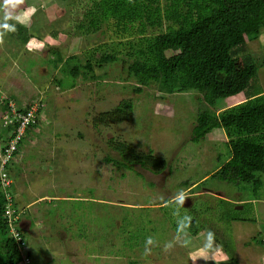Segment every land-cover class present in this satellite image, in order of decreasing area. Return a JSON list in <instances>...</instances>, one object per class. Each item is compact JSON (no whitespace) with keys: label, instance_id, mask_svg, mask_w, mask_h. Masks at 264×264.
I'll return each instance as SVG.
<instances>
[{"label":"rangeland","instance_id":"1","mask_svg":"<svg viewBox=\"0 0 264 264\" xmlns=\"http://www.w3.org/2000/svg\"><path fill=\"white\" fill-rule=\"evenodd\" d=\"M7 2L9 6L24 3L10 17L37 36L24 44L17 40L11 33L14 28L4 26L3 8L8 6L2 5L0 97L12 99L19 107L36 100L44 104L35 136L29 137L28 153L20 159L21 149L10 166L17 198L40 204L33 208L38 225H32L40 233L23 231L31 254L29 264H264V245L258 241L264 229V186L258 199L237 204L234 194L239 191L224 182L210 179L203 190L202 186L193 188L192 183L181 185L193 174L210 175L229 156L222 130H215L211 140L188 143L193 124L182 117L188 112L186 106L193 111L200 104L195 95L145 88L136 93L134 81H124V74L117 76L122 67L118 63L117 71L110 68V75L101 80L79 77L77 85L67 90L54 83V77L62 76L61 64L50 67L48 77L38 70L51 48L59 49L64 57L136 34L110 28L83 40L73 38L74 26L68 25L75 12L72 5L60 0ZM54 30L61 31L59 36L51 35ZM248 47L255 62L264 61V28ZM96 73H102L101 69ZM253 83L264 90V66L257 70ZM242 95L220 103L236 104ZM122 99L133 102L128 121L93 125L99 113ZM2 111L0 101V118ZM33 130L34 126L29 129ZM109 138L129 142L138 151L150 150L164 158L168 167L152 174L138 165L129 170L107 162ZM184 151L193 153L189 156ZM30 157L33 166L25 165ZM211 184L216 187L208 188ZM230 216L244 221L230 222ZM200 225L203 232L192 235Z\"/></svg>","mask_w":264,"mask_h":264},{"label":"trees","instance_id":"2","mask_svg":"<svg viewBox=\"0 0 264 264\" xmlns=\"http://www.w3.org/2000/svg\"><path fill=\"white\" fill-rule=\"evenodd\" d=\"M60 1L75 9L68 24L74 26L73 38L83 40L110 28L116 33L134 32L136 36L118 40L116 44H99L79 53L74 50L64 57L59 49L51 48L39 63L40 74L48 77L52 72L50 67L55 69L61 64L62 76L54 77V83L61 90H67L77 85L79 77L82 81L101 80L110 75V68L117 71L118 63L122 67L117 76L124 74V81H134L136 93L144 88L169 95L191 92L200 104L193 111L186 106L188 112L182 117L193 124L188 143L211 140L215 130H222L229 156L224 157L210 175L193 174L182 180L181 185L189 187L192 183L193 188L202 186L203 190L206 189L204 183L213 179L235 187L239 191L234 194L236 201L258 199L259 190L264 186V90L257 88L253 80L264 61H254L248 42L259 38L264 28V0H78L77 4L75 0ZM6 2L3 3L8 6L3 8L7 16L4 26L11 25L14 28L11 33L22 44L36 37L37 33H32L29 26L14 22L10 17L15 9L24 7V3L9 6ZM0 4L1 8L3 4ZM60 33L54 30L51 35L56 37ZM97 68L102 73H96ZM239 93H243L242 100L236 104L220 103ZM132 110L133 102L122 99L111 109L99 113L93 125L128 121ZM37 126L34 125V130ZM29 132L28 129L26 134ZM24 140L20 147H24ZM107 146L110 154L114 152L116 156L107 154L105 161L116 166L131 170L138 165L152 174H160L168 167L164 158L150 150L138 151L129 142L109 138ZM211 187L216 186L208 185ZM250 195L253 198H249ZM4 202V192L0 191V263L22 264L19 246L7 231ZM242 219L228 218L230 222L244 221ZM203 229L200 225L199 229L191 231L192 235H198ZM19 232L24 239L23 231L19 229ZM258 236L259 243L264 245L261 239L264 229ZM227 253L235 262L230 250Z\"/></svg>","mask_w":264,"mask_h":264},{"label":"built area","instance_id":"3","mask_svg":"<svg viewBox=\"0 0 264 264\" xmlns=\"http://www.w3.org/2000/svg\"><path fill=\"white\" fill-rule=\"evenodd\" d=\"M38 107L39 103L35 102L28 107L19 109L14 103L10 102L9 109L3 115L0 126V183L4 187L9 186L12 182L8 166L19 152V145L26 129L35 125L38 121ZM5 195L8 203H6L4 215L7 218L10 235L19 246L23 264H29L31 258L27 254V243L14 223L18 214L12 205L11 195L7 191H5ZM261 239L264 242V236Z\"/></svg>","mask_w":264,"mask_h":264},{"label":"crops","instance_id":"4","mask_svg":"<svg viewBox=\"0 0 264 264\" xmlns=\"http://www.w3.org/2000/svg\"><path fill=\"white\" fill-rule=\"evenodd\" d=\"M35 130H33L32 132H29V134L27 135V137L25 138V140H24V143L27 141V139H29V137L30 136H32L33 138H34V136H35ZM32 139V138H31ZM31 139H29V141H28V143H25V147H23V149H24V154H21L20 156H21V158L20 159H23L24 158V156H25V154L26 153H28L27 152V150L30 148L29 146L31 145ZM30 156H31V154H30ZM35 158H37L36 156H34ZM32 157H30L29 159H28V161H27V163L25 164V165H30V166H33L32 164H35L34 162V160H30ZM17 161L19 162L18 164L20 165V166H23L24 167V165H22L21 164V161L20 160H18L17 159ZM15 165V164H14ZM14 165L12 166V167H14ZM17 168H19V166L17 167ZM18 171V170H17ZM20 188V187H19ZM192 189V188H191ZM190 189V190H191ZM16 192V191H15ZM213 195H215V194H213ZM228 198V197H227ZM227 198H225L224 200H226V201H228V200H230V198L229 199H227ZM223 199V198H222ZM53 202V201H52ZM16 203H17V205L19 204V207H21L20 208V210H21V212H22V217H21V224H22V227H23V231L25 230V231H27V232H29V233H36V234H39L40 233V231H38V230H35V226L36 225H38V223H34L35 222V220H36V210L35 209H33V208H36V206L37 205H40V204H37V203H35L33 200H29V201H26V202H24L23 201V199L22 198H17L16 197ZM234 203H237V204H242V203H244V201H236V200H234ZM42 204V203H41ZM49 204H51V201H49ZM45 205H47L46 203H45ZM38 207V206H37ZM239 221L240 220H233V222L234 223H236V222H238L239 223ZM33 224H35V226L33 227L32 225ZM34 230L33 232H32V230ZM48 229V228H47ZM44 234V233H43ZM213 240V239H212ZM211 240V241H212ZM214 241V243H216V245H219L217 242H215V240H213ZM212 241V242H213ZM213 247H215V245L213 246ZM221 248H222V246H221ZM224 249H222V251H223ZM28 253H29V255H30V258H31V254H30V251H28ZM212 263V261H210L209 262V264H211Z\"/></svg>","mask_w":264,"mask_h":264},{"label":"clouds","instance_id":"5","mask_svg":"<svg viewBox=\"0 0 264 264\" xmlns=\"http://www.w3.org/2000/svg\"><path fill=\"white\" fill-rule=\"evenodd\" d=\"M11 100H12V99H10V98H5V97H3V96L0 97V101H1V104H2V110H3V111H2V116H1V118H0V126H1V124H2L3 115H4V114L6 113V111L9 109V108H8V105H9L10 102L14 103L19 109H22V108H24V107H28V106H30L31 104L35 103V102L39 103V107H38V121H39V119H40V118H39V114H40V112H42V108H41V106L43 105V103H42L41 101L36 100L35 102L29 103L28 105H25V106H23V107H19L14 101H11ZM5 101H7V103H6L7 106H4V102H5ZM38 121H37V123L35 124V126H36L37 124H39ZM33 126H34V125H33ZM33 126H31V127H29V128L26 129L22 141L27 137V134H26V133H27V130H28V129H31ZM22 141H21V142H22ZM20 144H21V143H20ZM23 146L25 147V143H24ZM21 149H23V147H20V145H19V152H20ZM19 152H18V153H19ZM18 153H17V154H18ZM17 154L15 155V157L17 156ZM14 159H15V158H14ZM14 159L11 161V163L14 161ZM11 163H10L9 166H8V171H9V176H10L12 182H11V184H10L9 186H6V187L2 186L1 183H0V191L4 192V200H5V202H4V210H5L6 203H8L7 198L5 197V196H6V195H5V191H7V192L11 195V197H12V199H11V200H12V205H13V207L15 208L17 214H18V215H17V220H16L14 223H15L16 227L18 228V231H19V229H21V230L23 229L22 224H21L22 212H21L20 208L17 206V203H16V197H17V194H16V192H15V190H14V188H13L14 180H13V178H12L11 170H10ZM4 217H5V215H4ZM6 220H7V218H6ZM7 231H8L9 236L12 237V236L10 235V232H9L8 224H7ZM22 231H23V230H22ZM20 233H21V232H20ZM12 238H13V237H12ZM13 239H14V238H13ZM149 242H151V241H149ZM28 251H29V249H27V254L29 255ZM29 256H30V255H29ZM22 264H23V262H22Z\"/></svg>","mask_w":264,"mask_h":264}]
</instances>
